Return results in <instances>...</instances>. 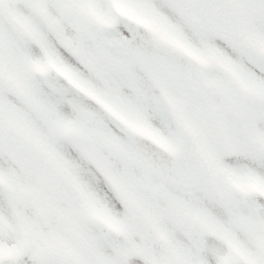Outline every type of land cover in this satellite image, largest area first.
<instances>
[{
  "label": "snow or ice",
  "instance_id": "1",
  "mask_svg": "<svg viewBox=\"0 0 264 264\" xmlns=\"http://www.w3.org/2000/svg\"><path fill=\"white\" fill-rule=\"evenodd\" d=\"M0 264H264V0H0Z\"/></svg>",
  "mask_w": 264,
  "mask_h": 264
}]
</instances>
